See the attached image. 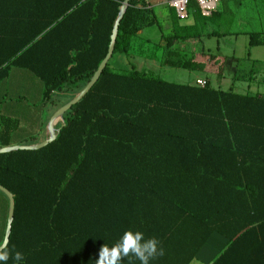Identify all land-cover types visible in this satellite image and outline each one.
<instances>
[{"label": "trees", "instance_id": "obj_1", "mask_svg": "<svg viewBox=\"0 0 264 264\" xmlns=\"http://www.w3.org/2000/svg\"><path fill=\"white\" fill-rule=\"evenodd\" d=\"M124 1L0 0V85L14 69L34 75L36 106L52 116L106 58ZM189 12L208 18L196 0ZM155 24L154 8L131 0L113 57L57 138L0 154V185L15 195L4 250L23 252L24 264H95L128 229L160 241L165 255L151 264H190L215 232L229 245L212 264H264V94L166 81L135 65L115 71L114 57ZM249 34L264 45V34ZM0 120V147L10 146L16 120ZM9 206L0 190V246Z\"/></svg>", "mask_w": 264, "mask_h": 264}, {"label": "crops", "instance_id": "obj_2", "mask_svg": "<svg viewBox=\"0 0 264 264\" xmlns=\"http://www.w3.org/2000/svg\"><path fill=\"white\" fill-rule=\"evenodd\" d=\"M151 7L154 8L155 13L158 17V24H165L166 21L171 19V25L178 28L180 35L171 36L169 39L163 36L164 34L161 32V25L155 24L159 26L160 36L158 38H152L150 36L144 37V31L146 27L140 30L132 39V45L129 54H119L116 58L114 57L112 61V68L117 71L120 69H125L120 67L119 61L125 59L127 63H129V67L126 70H131L132 65H135L136 68L143 72L145 70V66L150 64L151 62H157L162 59V56L168 57V59H178L182 55H188V59L197 60L198 54L201 53L198 48L200 44L192 43V39L189 37H184L182 35L181 24H177V14L174 12L175 10L166 4H159L155 0H146ZM235 1L237 6L232 7L229 4L223 5L219 12L215 14L212 19L219 28L227 29L225 34V38H221L219 33L212 32V36H210L207 41L205 40L206 51L213 49V46H216V49L212 50L214 55H218L217 59H225L227 58H236L239 59L243 56L244 46L240 44L242 38L246 37L248 39L245 40L249 46V53L252 54L253 61L251 65L254 67V74L252 76L246 77V80H235L233 79V85L231 87L234 88L236 92L252 94V95H263L264 94V50L258 55L255 54L256 49H264V45L251 46L250 45V32H258L264 34V0H228ZM226 1V2H228ZM212 16V15H211ZM199 16L196 14H191L187 20L188 29H194L201 25L199 21L196 19ZM210 17V16H208ZM166 20V21H164ZM249 32V33H247ZM176 33V32H175ZM223 33V34H224ZM236 33H241L239 35H235ZM245 36V37H243ZM169 37V36H168ZM173 38V49H166L169 44V40ZM222 39V44L220 47L219 43ZM229 39V40H228ZM241 39V40H240ZM197 46V47H195ZM220 47V48H219ZM193 57V58H192ZM139 64H142L139 66ZM151 72V71H147ZM16 77L23 78L24 72L21 69H14L12 71V75ZM192 79V82L189 84H194L199 79H202V76H196V78L189 77ZM163 79V78H162ZM189 79V80H190ZM165 80V79H164ZM167 81V80H166ZM172 82V81H171ZM179 83H188V82H179ZM217 89L229 90L225 88H220L218 85L214 86ZM42 95V92L40 93ZM22 106L17 107V109H24L27 111L28 109H38L39 117L36 120L35 125L32 127L33 136L37 139L32 144H36L45 140L48 137L49 129L48 124L52 116L49 117L48 123L45 122L44 112L45 108L31 106L28 105L27 102H23ZM39 104V103H38ZM14 109V108H13ZM16 109L12 112L15 114ZM1 118V117H0ZM12 118V116L10 117ZM32 136V137H33ZM12 138V137H11ZM13 143H10V146ZM229 240L224 237L222 234L215 232L201 251L198 253L196 258L190 264H212L217 257H219L222 252L228 247Z\"/></svg>", "mask_w": 264, "mask_h": 264}, {"label": "rangeland", "instance_id": "obj_3", "mask_svg": "<svg viewBox=\"0 0 264 264\" xmlns=\"http://www.w3.org/2000/svg\"><path fill=\"white\" fill-rule=\"evenodd\" d=\"M228 1V0H226ZM224 1L218 9H216L212 16L208 18H203L201 15L196 19L201 23V25L194 29H188L187 21H180L177 17V24H181L182 35L184 37H189L192 39V43H198L200 46L198 47L201 51L200 54L196 55L197 60L188 59V55H182L176 60V65H163L160 61L151 62L150 64L145 66V70L143 72L151 71L157 74L160 78H163L167 81L172 82H192L193 78L196 76H202V79L206 80L210 86H219L220 88L225 89H234L231 87L233 85V79L246 75L247 77L252 76L254 74V67L251 65L252 54L249 53V46L244 42L246 37L242 38L240 44L244 46L243 56L239 59L236 58H225V59H217L218 55H214L212 53L213 49H216V46H213V49L206 51L205 40L212 36V32L219 33L221 38H225L224 32L227 29L219 28L217 24L212 20L216 13L219 12L220 8L229 4L232 7L237 6L235 1ZM166 21V20H164ZM171 19L166 21L165 24L161 25V32L164 34L166 38H170L174 35H180L178 28L171 25ZM152 25L145 29L144 37L150 36L152 38H158L161 34L159 26ZM214 30V31H212ZM176 32V33H175ZM224 33V34H223ZM241 33H236L235 35H239ZM169 36V37H168ZM245 37V36H243ZM223 38V39H224ZM229 40V39H228ZM173 42V38H171ZM222 39L220 40L219 46H221ZM197 47V46H195ZM219 47V48H220ZM264 49H256L255 54L258 55ZM119 56L116 55V57ZM115 57V58H116ZM193 58V57H192ZM175 62V61H174ZM120 67L125 69H120L118 71L125 72L126 68L129 67V63L125 59L119 61ZM142 64H139L141 66ZM190 79V80H189ZM197 84V81L194 82ZM43 90L42 82L35 77L34 75L28 74L24 75L23 78L16 77L15 74L11 76L9 80L4 81L0 85V117H11L16 120L17 127L12 133L11 143L12 145H32L36 138L33 136L32 130L33 126L36 123L37 118L39 117L38 109H28L25 111L24 109H17V107L22 106L27 102L28 105L36 106L38 103H41V92ZM26 98V100H23ZM68 98L62 99L61 102H69ZM40 105V104H39ZM16 109L15 114H13V110ZM50 110L46 109L44 112L45 122L48 123ZM59 121L56 124V128L58 127ZM0 128H1V120H0ZM33 136V137H32Z\"/></svg>", "mask_w": 264, "mask_h": 264}, {"label": "clouds", "instance_id": "obj_4", "mask_svg": "<svg viewBox=\"0 0 264 264\" xmlns=\"http://www.w3.org/2000/svg\"><path fill=\"white\" fill-rule=\"evenodd\" d=\"M134 256L139 264H151V261L165 255V249L160 246V241L155 238H145L139 230H125L120 239L112 246L105 243L99 251V258L95 264H121L124 258ZM24 264L23 252L0 250V264Z\"/></svg>", "mask_w": 264, "mask_h": 264}, {"label": "water", "instance_id": "obj_5", "mask_svg": "<svg viewBox=\"0 0 264 264\" xmlns=\"http://www.w3.org/2000/svg\"><path fill=\"white\" fill-rule=\"evenodd\" d=\"M130 2H131V0H125L123 2L122 8H121V13H120V16L116 22L114 32L112 35V39H111L109 52H108L106 58L103 60V62L99 66L97 72L95 73L94 77L87 84V86L79 94H77V96H75V98H73L70 102H68L67 104H65L61 108H59L53 114V116L50 119V122L48 124V129H49L48 137L45 140L38 142L36 144H32V145H11V146L0 147V154L11 152V151H16V150H37V149H41V148L49 145L51 142H53L57 138V136L60 132V129L56 128V124L59 121L63 122L64 114L69 109H71L73 105L78 103L93 88V86L97 83V81L101 77V75H102L104 69L106 68V66L108 65L109 61L113 57L115 46H116V40H117L119 25H120L121 19L123 18L126 10L128 9V7L130 5ZM0 190L8 196L9 201H10L6 234H5L3 244L0 246V250H4L9 244L10 236L12 233V227H13L14 217H15V195L12 192H10L6 187H4L2 185H0Z\"/></svg>", "mask_w": 264, "mask_h": 264}, {"label": "built area", "instance_id": "obj_6", "mask_svg": "<svg viewBox=\"0 0 264 264\" xmlns=\"http://www.w3.org/2000/svg\"><path fill=\"white\" fill-rule=\"evenodd\" d=\"M159 4H166L173 8L180 20H187L190 17L189 5L191 0H155ZM204 16H211L216 9L226 0H196ZM197 85L205 87L207 81L197 80Z\"/></svg>", "mask_w": 264, "mask_h": 264}]
</instances>
